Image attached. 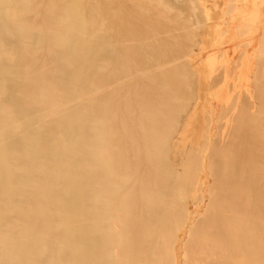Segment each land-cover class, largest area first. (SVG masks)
Instances as JSON below:
<instances>
[{
  "label": "bare ground",
  "instance_id": "6f19581e",
  "mask_svg": "<svg viewBox=\"0 0 264 264\" xmlns=\"http://www.w3.org/2000/svg\"><path fill=\"white\" fill-rule=\"evenodd\" d=\"M146 3L162 19L126 0H0V264H117L119 244L123 260L146 246L204 20L199 0Z\"/></svg>",
  "mask_w": 264,
  "mask_h": 264
},
{
  "label": "rangeland",
  "instance_id": "374dc122",
  "mask_svg": "<svg viewBox=\"0 0 264 264\" xmlns=\"http://www.w3.org/2000/svg\"><path fill=\"white\" fill-rule=\"evenodd\" d=\"M126 1L162 19L146 0ZM199 5L203 24L182 58L188 97L168 126L158 197L147 203L148 242L131 260L119 244L117 264H264V0Z\"/></svg>",
  "mask_w": 264,
  "mask_h": 264
}]
</instances>
